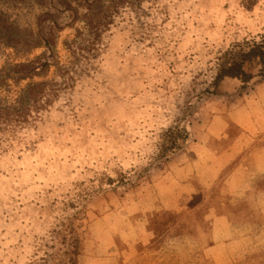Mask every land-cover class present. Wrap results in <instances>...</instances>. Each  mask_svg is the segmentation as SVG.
Segmentation results:
<instances>
[{"label":"rangeland","instance_id":"1","mask_svg":"<svg viewBox=\"0 0 264 264\" xmlns=\"http://www.w3.org/2000/svg\"><path fill=\"white\" fill-rule=\"evenodd\" d=\"M38 1L0 0V11L35 29ZM69 1L79 20L59 34L63 67L74 66L69 46L87 34L83 16L115 0ZM118 1L88 70L29 131L28 146L0 156V264H69L77 246L78 264H264V184L257 209L245 191L221 212L229 221L213 210L222 189L182 213L153 201L213 119L247 104L262 112L264 49L255 46L244 76H218L237 46L264 40V0ZM44 51L2 48L0 70ZM56 73L0 80V99L13 103L29 84L59 81Z\"/></svg>","mask_w":264,"mask_h":264},{"label":"trees","instance_id":"2","mask_svg":"<svg viewBox=\"0 0 264 264\" xmlns=\"http://www.w3.org/2000/svg\"><path fill=\"white\" fill-rule=\"evenodd\" d=\"M5 1L15 4L26 3V0ZM38 5L42 7V12L37 17L35 29L22 28L9 14L0 11V50L9 48L22 55H30L39 49L45 50L34 60L6 65L0 70V80L2 83L8 80L20 83L40 78L47 75L52 68H56L59 81L29 84L13 103L0 99V156L27 145L25 142L29 131L35 128L43 116L60 102L62 96L75 86L84 70H88L82 64H89L94 59L100 50L101 39L108 31L110 25L108 20L121 8V3L115 0L102 11L83 16L82 22L87 34L83 35L80 32L69 46L77 56L74 66L63 67L57 52L58 37L63 30L79 20V13L72 8L69 0H39ZM255 46L263 50L264 40L258 45L249 46V49L237 46L233 50V55L225 61L218 78L244 76L245 63L257 54ZM179 134L180 132L177 133L175 141ZM251 206V210L258 207L253 200ZM253 216L250 215L252 220L255 217ZM79 256L80 250L77 246L69 264H78L75 259Z\"/></svg>","mask_w":264,"mask_h":264},{"label":"crops","instance_id":"3","mask_svg":"<svg viewBox=\"0 0 264 264\" xmlns=\"http://www.w3.org/2000/svg\"><path fill=\"white\" fill-rule=\"evenodd\" d=\"M259 91L258 97L263 98L264 85ZM255 107L247 104L237 108L230 119H213L205 136L196 144L193 158L172 168L167 182L156 184L154 203L182 213L201 195L216 189L215 195L217 189H222L213 210L218 213L216 220L229 221L233 217L221 212L228 211V205L237 206L243 192L249 190L253 201H257L258 185L264 184V106L259 115L256 109L260 111V108ZM141 237L150 239L146 225L141 227ZM90 262L100 263L94 257H90Z\"/></svg>","mask_w":264,"mask_h":264}]
</instances>
